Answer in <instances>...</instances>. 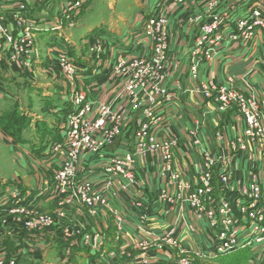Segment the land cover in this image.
<instances>
[{
  "label": "rangeland",
  "instance_id": "374dc122",
  "mask_svg": "<svg viewBox=\"0 0 264 264\" xmlns=\"http://www.w3.org/2000/svg\"><path fill=\"white\" fill-rule=\"evenodd\" d=\"M104 1L0 0V210L2 209L0 264H230V258L236 262L248 259L246 264H264V138L256 136L264 130V114L257 118L255 136L247 140L245 153L243 151L234 154L229 149V143L246 141L245 122L241 120L235 106L221 111L218 105L200 96L203 102L198 106L200 109L197 112L186 109L185 113L187 115L189 113L191 117V125L184 127L181 133L183 140L180 139L172 144L170 151L172 169L179 178L170 186L171 188L168 189L169 186L161 183L155 190V194H159L167 188L166 195L175 201V205L171 210L167 198L158 207V212L166 218L159 223L143 225V227L152 226L159 233L156 238L152 237L149 244L140 242H144L147 237L145 234L135 236L138 237L136 241L132 240L134 235L129 230L130 225L124 222L129 213L125 205H121L120 200L118 206L123 213L113 214L110 208L89 204L68 190H63L59 196L53 195L49 200L44 198L45 200L41 201V198H37V195L45 190L51 192L53 178L60 170L61 163L58 166L57 156L54 163L43 141L44 136L45 140H48V149H50L52 141H49V131H53L46 130L42 127L45 124H41L39 132L43 136L38 142L31 136L35 131H31L30 122L20 114L28 111L34 118L46 121H53L56 118L55 121L59 123H65L67 115L63 113L58 114L57 117L52 116L50 108L46 110L38 107L41 105L37 103L36 92L27 91L28 87H46L47 91L56 93L62 100L64 99L68 106H72L71 98L75 99L76 95L82 93L85 101L92 106V112H95L100 105L110 106L113 112L119 110L122 118L121 131L127 142L134 140L138 122L136 113L134 115L124 111L128 103L121 104V102L125 98H133L137 92L135 88L141 85H143L142 94L137 98L148 100L152 97L154 82H148V79H152L151 75L146 78V75L141 74L134 82L124 83L122 82L129 75L115 76V72L121 71L118 69L124 64L123 61H125L123 70L130 69V63L134 60L152 61V44L145 35V39L150 43V52L137 57L131 55V57L112 60L109 64L111 70H107L109 76H106V82L100 88L96 86L95 90L80 85L79 81L82 80L74 74H67L66 68L59 62L58 53H65L61 57L70 58L73 65L77 66L80 60L75 48L81 49L84 55L86 53L87 57L94 59L90 51L93 46H100V53L97 54L99 59L101 58L105 50L102 41L99 39L89 41L88 37L94 34L86 31L101 22L109 23L112 9L103 10L101 3ZM161 1L164 5L158 14L154 13L149 17L168 18L172 10L178 11L181 16L182 12L178 9L184 8L185 11L196 4L201 14L197 16V13L191 18L188 16V22L198 27L201 22L208 20L210 13L219 12L221 5L225 6L227 2H231V0ZM128 2L130 1L118 2L115 12L132 21L133 18L135 19L136 9L131 4L128 8ZM246 2H253L247 15L256 4L264 6V0ZM227 8L224 11L229 10ZM149 17L144 18L141 29L144 28V23ZM237 19L230 23L231 28ZM168 24L167 59L162 60V63L166 61V70L172 71L170 64H181L187 58L189 63L187 84H196L189 76L191 51L188 49L186 55L184 54L186 57L176 60L170 58L171 35ZM222 26L226 27L225 24ZM102 32L103 29L95 31L98 35H102ZM256 41L258 45L264 47V32H258L242 44L248 45ZM214 61L202 63L198 69L201 66L209 68ZM199 71V82L205 86L227 85L230 77L225 73L220 82L202 81ZM173 77L171 75L164 82V88L167 90H177L170 106L174 105L183 93L181 80L173 82L175 89L168 87ZM234 81L236 82L235 78ZM245 81L248 83L244 79L240 83ZM262 81L263 89L253 95L255 101L260 102V108H264V75ZM188 91L196 95L193 88L189 87ZM170 110L171 108L167 113V119L171 123L176 122L180 112L177 114L175 110ZM230 125H237L233 135L227 131ZM192 131L197 134L192 135ZM217 132L224 136L223 140L226 142L221 148L216 139ZM25 133L29 136H25ZM19 134L22 136L20 137ZM158 141L168 142L167 139L162 140V137ZM94 143L92 141L81 144L78 149L76 155L78 162L73 169L81 178L79 183L83 184L88 180L89 168H97L101 159L106 158L104 151L107 149L102 150L101 153L98 151L93 153L99 141L97 145ZM36 144L41 145L42 149L34 152L39 147ZM15 146L28 148V152H21ZM132 146L129 145L128 149H132ZM238 146L243 147V144L239 143ZM114 150L118 151V149ZM31 151L38 154H33ZM159 171L161 168L158 167L157 172L155 171L158 179ZM206 172L211 176L209 179H204L208 185L204 189L203 204H201L198 193L202 189H199L197 182ZM139 176L142 180L145 173L141 171ZM175 183L182 185L181 192L176 190ZM245 187L249 189L251 196L244 195ZM25 189L30 190L27 193L32 192L31 202L29 199L27 201L28 197L23 199L24 193L27 194ZM193 208L202 211L200 218L195 216ZM212 212L215 214L208 218ZM212 221L219 222L216 238L213 237L214 241L217 240L219 243L218 237L223 232H231L234 234L236 245H233L231 255L211 260L203 256L212 251L210 247L198 246L194 236L198 235L201 241L200 235L206 230H211ZM162 229L173 231V236L166 241L163 240L160 235ZM118 236H120L119 240ZM253 254H257L256 259L252 258Z\"/></svg>",
  "mask_w": 264,
  "mask_h": 264
},
{
  "label": "built area",
  "instance_id": "2783aa9c",
  "mask_svg": "<svg viewBox=\"0 0 264 264\" xmlns=\"http://www.w3.org/2000/svg\"><path fill=\"white\" fill-rule=\"evenodd\" d=\"M227 9L229 10L221 13H210L207 17L208 20L201 22L193 43L194 45L189 49L191 51L189 54V57H191L189 76L190 80L196 83L190 84V88H193L197 95L212 101L220 107L221 111H225L233 106L237 108L241 120L245 122L244 138L246 141L242 142L240 140L237 144L235 142L229 143V149L232 153L236 154L243 153V151L245 153L248 145L247 140H251L255 136L254 131L257 129V118H260L264 114V108H260V102L255 101L253 96L255 93L246 81L237 84L234 78L230 76L227 85L205 86L199 82L198 66L202 63H210L211 60H215L221 46L227 43L238 44L246 42V40L257 35L258 32H264V6L256 4L251 12L245 18L237 20L232 28L230 27V14L228 12L233 7H228ZM167 24L168 21L165 16L157 19L149 17L147 22L144 23L142 33L152 44V61L134 60L130 63V69L123 70L125 61L121 60L124 62V64L122 62L123 65L118 69L121 71L115 72V76L117 77L124 74L129 75L122 83L125 81L134 82L141 74L146 75V78L148 75H151L152 79H148V82H154L151 99L139 100L137 98L142 94L143 85H141L135 88L137 92L133 98H125L121 102V104L128 103L125 110L122 108L125 112L134 115L136 113L138 125L135 137H133L134 140L130 142L124 140L121 131L122 118L119 110L113 112L110 106L100 105L95 112H92V106L85 101L84 95L82 93L76 95L75 99L71 98L72 106H68L63 111L67 117L61 127L62 138L54 143L50 149L54 160H56L55 156L58 157V166L61 163L60 170L56 172L53 178L51 192L45 190V192H49L52 195L57 194L58 196L63 190H68L70 193L77 195L82 201L110 208V212L113 214L123 213L118 206V200H120L121 205H125L126 211L129 213L124 222L129 224L135 232L132 240L136 241L138 237L135 236L145 234L147 237L144 239V242L139 240L144 244H149L152 241V237L156 238L159 234L153 232L154 228L152 226L143 227V225L148 223L155 224V222L159 223V221L166 218L158 212L159 210L151 208L148 204H151L152 207H159L168 198L170 208L173 210L175 201L166 195L168 192L167 188L164 189L163 193H154L155 200L148 201V195H143L140 192L143 189V182L139 176V173H141L140 167L143 168L151 164L156 172L158 167L161 168L159 179L162 184L169 186L168 189L179 178L172 169L170 151L171 145L180 139L174 132L170 120L167 119V112L165 110V106L170 105L177 94V90H167L164 88L165 80L172 75L171 70H166L165 63L167 62L162 63V60L167 59ZM222 24H225L226 27L222 26ZM90 51L92 52L91 55H96L100 53V46H93ZM62 54L65 53H58L59 62L66 68L67 74L76 75L75 66L72 61H70V58L61 57ZM120 59H123V57ZM260 64L264 73V58ZM131 68L137 71L134 72ZM96 86V83H92L87 87H89V90H95ZM130 89L132 90V87ZM191 134L196 135L197 133H193L192 131ZM256 136L264 138V130L260 131V134L257 133ZM160 137H162V140L167 139L168 142H159L158 139ZM223 138L224 136L220 132L216 133V139L221 145L220 148L226 143ZM92 141L96 145L97 141H99V145L96 148L91 146L93 149L95 148L93 153L97 151L101 153L104 149H118V151H104L106 158L101 159L100 162L102 164L100 168H89L88 180L82 184L79 183L81 178L74 172L73 166L78 162L76 155L78 154L80 145L88 144ZM239 143H242L243 147L238 146ZM119 145L122 149H120ZM129 145H133L132 149H128ZM210 176V173L206 172L204 175H201L197 182V185L200 187L199 189H202L198 193L201 204H203L204 189L208 185L204 179H209ZM175 187L178 192L183 190L180 183H175ZM243 193L245 196L248 194L252 195L246 187ZM201 212V210L197 211L195 209L194 214L200 218ZM213 214L215 212L209 214L208 218ZM218 224L219 222L214 221L210 224L214 238H216L215 233L218 232ZM228 224H231V222H228ZM160 235L166 241L173 236V231L168 232L162 229ZM233 235L231 232H223L218 237L219 243L215 240L214 245L210 247L212 251L203 254V256L212 260L231 254L233 252V245H236Z\"/></svg>",
  "mask_w": 264,
  "mask_h": 264
},
{
  "label": "crops",
  "instance_id": "0c3cea01",
  "mask_svg": "<svg viewBox=\"0 0 264 264\" xmlns=\"http://www.w3.org/2000/svg\"><path fill=\"white\" fill-rule=\"evenodd\" d=\"M121 1H130L128 2L127 7L130 8L129 4H131L136 9L134 15L135 19L133 18L132 21L127 20V18L124 17L121 13L115 12L118 2L121 3ZM93 3L94 2L92 1V5ZM252 4L253 2H246L244 0H231L230 3L227 2L225 4V6L227 5L226 7L224 5H221L219 7V12L224 11L228 6L233 7V9L228 12L230 14V23H232L237 18H245ZM101 5L103 7V10L112 9V14L109 17V23L106 24L101 22L100 24H96L95 27L88 28V31H86V33L91 32L94 34L88 37L89 41L94 39H99L102 41L105 50L101 55V58L99 59V54H96L92 55L93 57H95L94 59H92L90 57H87L86 53L84 55L81 49H74L78 54V60H80L77 66H75V76H78L79 79L82 80L79 81L80 85L82 84L85 87L92 83H96L98 88L102 87L106 82V78L109 76L107 75V70H111V66L109 64L112 62V60H116V58L118 59L119 57L121 58L125 56L131 57V55L132 57H137L142 54H148L150 52V43L145 39L142 33L143 29H141V27L143 26L144 18L149 17L154 13L158 14L164 3L161 0H151V2L150 0H105L104 3H101ZM195 5L190 6L188 10L185 11H183L184 8L178 9L183 13H180L181 16L178 14V11L175 10H172L168 15L167 19L169 21L168 25L171 35L169 55L172 60H176V58L186 57L185 55L188 49H190V46L193 45L195 37L198 34L199 27L192 25L193 23H191L190 21L188 22V16L189 18H191L194 17L197 13V16L201 14V10H198V7ZM93 29L95 30L93 31ZM98 29H103L102 35H98L97 33H95V31ZM249 48H251L252 50H249ZM263 58L264 47L258 45L257 41L255 43L251 42L248 45H243L242 43H227L221 46L212 66H210L209 68L207 66H201V68L199 69L200 79L202 81L214 80L220 82L223 79L224 74L226 73L229 76L235 78L237 84H240V81L242 79L247 80L251 85V89L255 93L256 91L263 89L261 82L263 83L262 79L264 73L260 64ZM188 65L189 63L187 62V58L184 59L181 64H170V68L172 69V77H174L172 78V81L170 85H168V87L171 89H175V85L173 84V82L175 80H181V82H183L181 87V91H183V93L180 95L179 99L174 105L165 106V110L167 113L170 108V111L175 110L177 114L180 112V116L177 118V121L172 122L171 124L174 132L181 140H183L181 137V133L184 130V127L187 125H191V117L189 116V113L188 115L185 113V111L187 112L186 109L195 110L197 112V110L200 109L198 108V106L203 102L200 96H198L197 94L195 95L194 93V95H192L188 91L190 87V85L187 84ZM76 79L78 80V78ZM31 90L36 92L37 103L38 105H41L38 107L46 110L50 108L49 111L51 110L50 113L52 114V116L57 117L58 114H63L64 109L68 107L64 99L62 100L56 93L47 91L46 87L27 88V91ZM20 115L21 117L23 116L25 120H28V122H30L32 128L31 131H35L34 133H31V136L38 140V142L40 138L42 139L41 136H43L40 135L39 132V126L41 124H45L42 127L46 128V130L53 131H49V141H52L50 149L54 143L58 142L59 139L62 138V123H59V121H55L56 118L53 121L41 120L37 117L34 118L33 114H30L28 111H26L25 113H21ZM236 129L237 125H230L227 131H229L230 134L233 135ZM21 136L22 135H20V137ZM25 136H29V134L25 133ZM43 141L44 143H46V150L50 153V149H48V140H45L44 136ZM36 145L39 147L36 148L34 152L37 150L40 151L42 149L41 145ZM119 147L120 149H122L120 145ZM15 148L24 153L28 152V148H24L22 146H15ZM34 152L32 153L38 154V152ZM49 156L51 155L49 154ZM52 159H54L53 155ZM101 164L102 162H100V165L97 167L100 168ZM140 171H143V174L145 173V177L143 176L142 178L143 189H141L140 192H142L143 195L144 193L148 195H146L147 198L149 197L148 201L155 200V190L157 189L158 185H161V181H159V179L157 178L155 168L150 164V166H145L143 168L140 167ZM25 191L27 193V191L30 190L25 189ZM26 197H28L27 201L29 199V201L31 202L32 192H29L26 195L24 193L23 199ZM37 198H41V201L45 199L49 200L50 198H53V195L49 192H42V194L37 195ZM7 201L8 199H6V202ZM148 205L155 210H159L158 206L152 207L151 204ZM1 211L2 209L0 210V213ZM129 230L132 231V234H135L132 227H130ZM153 232L159 234L155 229L153 230ZM194 237L195 242L201 248H204L207 245L209 247L214 245V235L212 230H206L202 235H200V237H202L201 241L198 239V235H195ZM119 238L120 236H118V240ZM115 244L118 246V243L115 242ZM245 254H247L248 256L250 255L248 252H245ZM256 255L257 254H253L252 258L256 259ZM230 259V264H246L247 261H249L247 259L242 262H236L233 258Z\"/></svg>",
  "mask_w": 264,
  "mask_h": 264
},
{
  "label": "trees",
  "instance_id": "16d2710c",
  "mask_svg": "<svg viewBox=\"0 0 264 264\" xmlns=\"http://www.w3.org/2000/svg\"><path fill=\"white\" fill-rule=\"evenodd\" d=\"M60 140V139H59Z\"/></svg>",
  "mask_w": 264,
  "mask_h": 264
}]
</instances>
